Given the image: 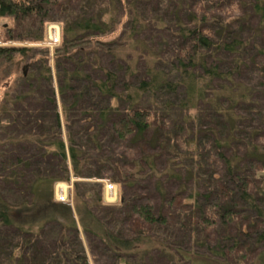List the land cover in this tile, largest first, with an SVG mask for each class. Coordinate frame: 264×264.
<instances>
[{"label": "trees", "instance_id": "1", "mask_svg": "<svg viewBox=\"0 0 264 264\" xmlns=\"http://www.w3.org/2000/svg\"><path fill=\"white\" fill-rule=\"evenodd\" d=\"M0 20V264H264V0H0ZM51 23L53 54L25 46Z\"/></svg>", "mask_w": 264, "mask_h": 264}, {"label": "built area", "instance_id": "2", "mask_svg": "<svg viewBox=\"0 0 264 264\" xmlns=\"http://www.w3.org/2000/svg\"><path fill=\"white\" fill-rule=\"evenodd\" d=\"M62 28L60 24L51 23L47 27V42L44 46L48 49H55L61 45ZM69 185V184H68ZM71 187L63 183L55 186V197L59 203L70 204ZM119 188L111 182H104V201L107 204H115L119 200Z\"/></svg>", "mask_w": 264, "mask_h": 264}, {"label": "rangeland", "instance_id": "3", "mask_svg": "<svg viewBox=\"0 0 264 264\" xmlns=\"http://www.w3.org/2000/svg\"><path fill=\"white\" fill-rule=\"evenodd\" d=\"M9 23V21L8 20H0V37H1V35H2V26L4 25V24H8ZM58 24V23H57ZM118 33V32H117ZM117 33H115L114 35H112L110 38H107V39H105V40H112V39H115L119 34H117ZM25 46H28V47H31V48H37V49H39V48H41V49H43V48H46L44 45H42V44H28V45H26L25 44ZM58 48V47H57ZM57 48H55V49H53V50H51V49H49L50 50V52H51V54H53V52L57 49ZM51 66H52V71H53V73L55 74V64L53 63V62H51ZM54 81H55V88H56V90H57V98H58V102H59V104H61L60 103V98H59V95H58V82H57V80H56V78H54ZM4 92H3V90L2 89H0V96L3 94ZM60 113H61V116H62V120H64V117H63V114H62V108L60 107ZM63 125H64V121H63ZM63 134H64V139H65V141H66V130H65V126L63 127ZM76 181H80V182H83V180H77V179H75L74 177H72V179H71V181L70 182H62L63 184H66L67 186H70L71 187V205H73V197H72V195H73V191H74V183L76 182ZM104 182H109V181H103V185H104ZM69 184V185H68ZM113 184V183H112ZM116 185V184H115ZM118 186V185H117ZM119 188V187H118ZM119 195H120V189H119ZM103 196H104V188H103ZM119 199H120V196H119ZM55 200L57 201V199H56V197H55ZM58 202V201H57ZM119 202V200L115 203V204H117ZM114 205V204H113ZM89 255V258H90V260H91V263H92V258H91V256H90V254H88Z\"/></svg>", "mask_w": 264, "mask_h": 264}]
</instances>
